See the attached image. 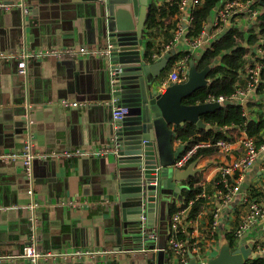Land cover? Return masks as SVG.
I'll return each instance as SVG.
<instances>
[{
    "label": "crops",
    "instance_id": "0c3cea01",
    "mask_svg": "<svg viewBox=\"0 0 264 264\" xmlns=\"http://www.w3.org/2000/svg\"><path fill=\"white\" fill-rule=\"evenodd\" d=\"M0 1L20 4L9 12L0 10V155L20 153L26 144L32 146L33 152L45 155L33 161L30 175L22 158L0 160V264H28L19 256L31 243L32 236L43 251H104L91 260L61 258L41 260L40 264H149L151 254L118 249L121 218L116 207L120 185L112 174L107 156L68 159L52 155L78 149L112 150L113 101L107 97L100 58L103 56L98 53L106 40L94 17V8L78 0ZM227 1L223 0L213 10L205 24L208 36H222L226 32L215 30L214 23ZM258 11L261 13L260 9ZM186 13L188 11H184L181 19ZM230 26L242 34L241 44L223 53L215 65L234 70L239 84L243 85L248 75L246 65L259 58L257 51L263 50L260 44L264 39L259 34L256 19L250 21L244 13L230 20ZM149 36L144 34L142 46L147 53L148 42L154 45L156 53L149 58L153 63L174 51L175 55L190 52L195 56L191 61L196 64L204 52V48L191 50L184 37L168 51L172 41L167 39L165 30H157ZM204 46L207 48L208 43ZM59 47H87L93 54L30 57L24 73L20 72L18 65L23 55ZM173 68L168 66L160 76L161 92L171 84L166 82ZM63 101L78 102L82 106L66 108ZM243 108L248 117L257 119L264 114V94L253 93ZM212 129L211 126L209 130ZM215 132L228 136L233 149L225 153L215 146L204 148L209 153L196 159V168L201 170L196 175H201L203 188L198 198L203 200L194 216H191L192 202L185 209L181 228L199 262L215 257L223 243H230L227 237L249 211L251 193L258 191L264 195L263 152L243 178H231L237 186L232 200L227 204L221 201L216 183L221 167L242 154L241 134L239 128H216ZM174 147L177 148L175 143ZM188 181L182 184L187 189ZM29 189L34 190L33 196L28 194ZM260 199L264 203V197ZM34 202L37 206L31 210ZM64 202L66 205L62 204ZM69 202L75 205H68ZM175 203L180 206L183 199ZM156 234L157 243L165 246L177 263L170 248V229L165 225V229L157 228ZM249 244H253L257 254L264 248V218L238 239L237 247ZM154 252L157 255L159 248Z\"/></svg>",
    "mask_w": 264,
    "mask_h": 264
},
{
    "label": "water",
    "instance_id": "95a60500",
    "mask_svg": "<svg viewBox=\"0 0 264 264\" xmlns=\"http://www.w3.org/2000/svg\"><path fill=\"white\" fill-rule=\"evenodd\" d=\"M78 1L94 8V17L106 40L103 48L112 46L109 56L100 57L108 100L115 97L127 109L124 118L114 124L112 151L107 155L120 185L116 207L121 218L118 249L151 254L149 264H174L166 247L157 243L156 229H165V225L170 229V205L183 199L187 187L182 184L201 170L196 168L197 160L186 168L173 166L185 148L174 147L172 129L178 131L192 123L209 130L211 126L202 119L205 114L238 103L184 104L186 98L211 83L208 74L213 65L199 71L194 61L190 62L185 81L173 82L161 92L160 76L175 52L153 63L142 46L153 0ZM253 247L249 244L233 249L225 242L206 264H246L258 257ZM188 264H199L191 251Z\"/></svg>",
    "mask_w": 264,
    "mask_h": 264
},
{
    "label": "built area",
    "instance_id": "2783aa9c",
    "mask_svg": "<svg viewBox=\"0 0 264 264\" xmlns=\"http://www.w3.org/2000/svg\"><path fill=\"white\" fill-rule=\"evenodd\" d=\"M172 0H153V3H156L158 6H162L165 3H169ZM256 0H229L227 1L218 11L216 22L214 23V27L216 28L219 23H224V30H228L230 27V20H232L237 14H245L248 15L250 18V21H253L256 19V17L260 14V12L257 9H253V6L255 5ZM198 0H183L182 4L180 6L181 14L184 13V11H188L186 13V17L180 19V22L177 26V31L175 32L174 38L172 42L168 46V51L170 50L172 46L176 45L178 41L184 37L189 42L191 46V50L198 51L204 48V51L212 46L214 41L221 38L220 34H217V36H208V34L204 31L200 34L197 38H190L188 36L190 27L193 22V17H191L192 10L196 8L199 5ZM20 6V4L17 3H10V2H4L0 1V10L9 12L11 10H14ZM224 34V33H222ZM208 43V47L206 48L204 45ZM112 46L108 45L106 48H102L98 53L100 56H109L110 50ZM86 54H93V51L89 50L87 47H59V48H47V49H40L35 51L34 53L25 54L23 55V61L19 63L18 67L21 73H24V70L26 68L27 62L26 60L30 57L34 58H43L46 56H55L57 58H62L63 56L70 55V56H83ZM257 56L262 58L264 56V50H258ZM159 56H155V58H158ZM163 57H159L161 59ZM256 61V60H255ZM249 62L246 65L247 70V78L246 79V88L244 90H239L237 93L233 95L231 100L238 101L243 107L246 108L247 98L252 95L253 93L257 92V84L261 80V68L262 65L258 62ZM174 72H172L166 82V84H170L173 82L181 83L187 79V72L189 70V63L187 58H184L182 60H179L177 64L173 68ZM112 105H113V123H117L120 120H122L127 113V109L120 105L117 98L112 99ZM226 99L223 96L215 97L210 96L206 103H213V102H225ZM64 107H75L79 108L82 106V104L78 102H69V101H63ZM247 114V113H246ZM174 133V143L175 146L178 147H184V152L179 157L178 160L175 161L174 167L175 168H186L193 156L196 155V153L200 149L204 148H210V147H217L220 151L225 153H231L233 149V144L230 141H227L225 139H218L216 141H199L197 143H194L192 145H189V142L187 140H184L180 137L179 131L172 129ZM239 132L241 134L240 137V144L242 147V154L235 158L234 160L226 163L224 166L221 167L220 170V178H221V184L224 186V188L227 189L226 192H224L222 189H220V199L224 204L229 203L234 193L237 191V186H235L229 178H236L237 180H240L245 176V174L253 167L255 164L257 158L259 157L260 153L264 152V143L261 145L257 144V141L254 137H251L245 129L239 128ZM189 145V146H188ZM31 145L26 144L20 153H12L8 152L5 154L0 155V160H12L16 161L18 159H23L24 165L26 168V171L28 174H31L32 171V164L33 161L37 158H42L45 156L41 153H35L31 149ZM112 150L107 149H99L94 152H88L84 150H76L75 152H64L62 154L60 153H52V155L56 157L63 156L65 158L71 159L73 156H107ZM28 194L30 196L34 195V190L29 189ZM63 205H66V203H62ZM68 205L74 206L75 204L73 202L67 203ZM37 204L34 202V204L30 205V209L34 210L36 208ZM185 209L178 210L176 213L172 215L170 218V233H171V239H170V248L173 251L178 264H188L189 262V244L188 242H185L183 240H177L174 237L172 238V234L175 235L181 228H182V222L183 217L185 215ZM264 218V203L261 201H253L249 203V211L247 214L243 217L241 224L239 227L235 230V234L237 238H241V236L249 231L259 220H262ZM104 253V251H76V252H57L53 253L51 251H43L40 250L37 245L35 244V236H32L31 243H28L27 246L24 248L23 253L19 256L21 259H24L28 261L30 264H38L41 260H51L55 261L61 258L69 259V258H79V259H95L97 256H101V254ZM109 253V252H108ZM264 254V248L260 249L258 252V255ZM199 264H206V261L203 260L199 262Z\"/></svg>",
    "mask_w": 264,
    "mask_h": 264
},
{
    "label": "trees",
    "instance_id": "16d2710c",
    "mask_svg": "<svg viewBox=\"0 0 264 264\" xmlns=\"http://www.w3.org/2000/svg\"><path fill=\"white\" fill-rule=\"evenodd\" d=\"M183 0H172L169 3H165L162 6L153 3L149 9L146 23H145V36H151L157 30H165L167 39L172 41L177 31L178 23L181 19L180 6ZM199 5L192 10L191 17H193V22L190 27L188 36L190 38H197L204 31L205 24L208 22L213 10H215L218 5L223 0H198ZM253 9H260L261 13L256 17L257 26L259 27V34L264 39V0H256ZM224 23H219L215 30L220 32L224 31ZM149 36V37H150ZM242 34L237 32L233 27H229L228 30L219 38L214 41L212 46L206 49L200 57H198L197 70L202 71L213 65L212 69L208 74V79L211 83L204 89L195 92L190 97L186 98L183 103L186 105H196L204 104L210 96L220 97L223 96L227 101H232L231 98L239 90H244L246 88V83L243 85L239 84L238 76L234 70L225 65H215L216 60L225 52H229L232 49L238 47L241 44ZM260 48L264 50V42L260 44ZM159 51L158 53H161ZM154 45L148 42L147 44V56L152 59L154 55ZM194 55L190 52H182L180 54L174 55L169 62V69L177 64L179 60L187 58L188 63L194 59ZM258 62L262 65L261 68V80L256 85L257 93L264 94V56L257 58L255 63ZM249 79V78H247ZM204 121L213 127L212 130H202L199 129L192 123H187L184 127L179 128L180 137L189 142V145L197 143L199 141H216L217 139H226L231 142L228 136H224L221 133L215 132L216 128H241L245 129L246 132L257 140V144L261 145L264 143V114L258 115L257 119L248 117L246 111L242 105L229 104L212 113L205 114L203 117ZM203 136V138H202ZM201 137V138H200ZM188 145V146H189ZM202 150V149H200ZM198 151L196 155L192 158L191 162L198 159L200 156L209 153L206 149L204 151ZM201 175H196L191 177L188 181L189 188L184 190L182 195L183 203L178 206L176 203L170 205V218L178 210L189 208L191 205V216H194L198 212L202 198H198L203 192V188L200 185ZM229 178V182H230ZM232 181H234L232 179ZM218 189H222L224 192L227 191L226 188L221 184V178L219 176L217 180ZM253 191L249 196V201H260L264 195ZM263 196V197H262ZM250 203V202H249ZM180 229L173 237L177 240L186 241L183 230ZM233 231L228 237V241L233 249L238 248V238ZM190 251H192L191 244H189ZM262 249V248H261ZM246 264H264V254L258 255L257 258L249 260Z\"/></svg>",
    "mask_w": 264,
    "mask_h": 264
},
{
    "label": "rangeland",
    "instance_id": "374dc122",
    "mask_svg": "<svg viewBox=\"0 0 264 264\" xmlns=\"http://www.w3.org/2000/svg\"><path fill=\"white\" fill-rule=\"evenodd\" d=\"M197 66V63L195 64V67ZM174 264H176V262H174Z\"/></svg>",
    "mask_w": 264,
    "mask_h": 264
},
{
    "label": "bare ground",
    "instance_id": "6f19581e",
    "mask_svg": "<svg viewBox=\"0 0 264 264\" xmlns=\"http://www.w3.org/2000/svg\"><path fill=\"white\" fill-rule=\"evenodd\" d=\"M194 157V156H193Z\"/></svg>",
    "mask_w": 264,
    "mask_h": 264
},
{
    "label": "flooded vegetation",
    "instance_id": "af4514ba",
    "mask_svg": "<svg viewBox=\"0 0 264 264\" xmlns=\"http://www.w3.org/2000/svg\"><path fill=\"white\" fill-rule=\"evenodd\" d=\"M170 221V220H169Z\"/></svg>",
    "mask_w": 264,
    "mask_h": 264
}]
</instances>
